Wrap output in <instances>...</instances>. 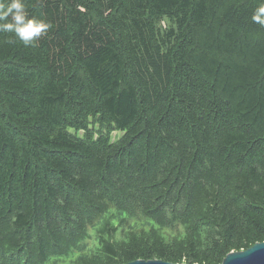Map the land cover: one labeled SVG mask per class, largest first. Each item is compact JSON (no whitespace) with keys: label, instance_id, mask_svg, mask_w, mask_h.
<instances>
[{"label":"trees","instance_id":"16d2710c","mask_svg":"<svg viewBox=\"0 0 264 264\" xmlns=\"http://www.w3.org/2000/svg\"><path fill=\"white\" fill-rule=\"evenodd\" d=\"M24 3L51 28L0 32V264H222L264 242L260 0Z\"/></svg>","mask_w":264,"mask_h":264},{"label":"clouds","instance_id":"9594fccd","mask_svg":"<svg viewBox=\"0 0 264 264\" xmlns=\"http://www.w3.org/2000/svg\"><path fill=\"white\" fill-rule=\"evenodd\" d=\"M254 23L264 26V0L254 10L251 17ZM51 24L44 20L30 19L24 0H0V32L13 33L9 44L17 41L24 46H36L39 40L48 35Z\"/></svg>","mask_w":264,"mask_h":264},{"label":"water","instance_id":"95a60500","mask_svg":"<svg viewBox=\"0 0 264 264\" xmlns=\"http://www.w3.org/2000/svg\"><path fill=\"white\" fill-rule=\"evenodd\" d=\"M129 264H180L167 262L165 260H135ZM187 264V263H185ZM222 264H264V242L256 243L247 250L230 252L226 255Z\"/></svg>","mask_w":264,"mask_h":264},{"label":"rangeland","instance_id":"374dc122","mask_svg":"<svg viewBox=\"0 0 264 264\" xmlns=\"http://www.w3.org/2000/svg\"><path fill=\"white\" fill-rule=\"evenodd\" d=\"M165 23H166V22H165ZM165 23H163V24L166 26ZM115 134H116V133H115ZM132 211L135 212V213H137V212H136L135 210H133V209H132ZM130 222H131V220H129V221L125 224V227H122V229L119 231V233H118V235H117V238L121 239L122 237L125 236V233L129 230L128 225H129ZM182 227H183L182 222H180V223H178V224L175 225V228H176V229H178V228H182ZM124 228H125V229L128 228V230L125 231ZM173 228H174V227H173ZM175 228H174V229H175ZM129 231H130V230H129ZM129 231H128V232H129ZM137 232L139 233V230H138ZM128 234H129V233H128ZM134 235H135L134 233H130L129 236H127V237L129 238V237H132V236H134ZM168 240L172 242V241H174V238L171 237V238L168 239ZM173 243L175 244V247H173V252H175V249H176L178 246L176 245V241H174ZM172 245H173V244H172ZM172 245H171V246H172ZM182 256H183V255H182ZM187 261H188V260H187L186 257H185V259L182 260L181 264H185V263H187Z\"/></svg>","mask_w":264,"mask_h":264}]
</instances>
